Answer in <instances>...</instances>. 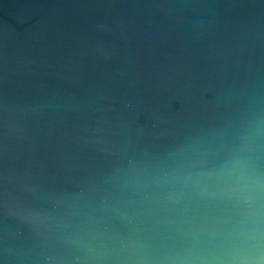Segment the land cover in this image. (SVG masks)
<instances>
[{
  "label": "water",
  "instance_id": "1",
  "mask_svg": "<svg viewBox=\"0 0 264 264\" xmlns=\"http://www.w3.org/2000/svg\"><path fill=\"white\" fill-rule=\"evenodd\" d=\"M264 175V0H0V264H183ZM258 207H264V194Z\"/></svg>",
  "mask_w": 264,
  "mask_h": 264
},
{
  "label": "clouds",
  "instance_id": "2",
  "mask_svg": "<svg viewBox=\"0 0 264 264\" xmlns=\"http://www.w3.org/2000/svg\"><path fill=\"white\" fill-rule=\"evenodd\" d=\"M184 190L170 193L177 202L185 196L212 195L248 211L229 229L219 234L222 255L210 264H264V207H258L264 194V175L255 172L240 154L225 160L218 169L189 174L183 179ZM183 264H209L199 255L189 253Z\"/></svg>",
  "mask_w": 264,
  "mask_h": 264
}]
</instances>
